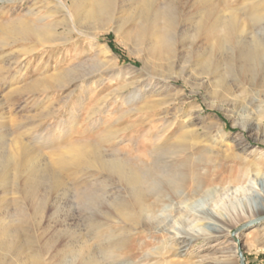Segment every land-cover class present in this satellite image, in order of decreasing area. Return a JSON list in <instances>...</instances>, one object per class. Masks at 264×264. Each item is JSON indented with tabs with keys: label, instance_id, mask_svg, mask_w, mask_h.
<instances>
[{
	"label": "bare ground",
	"instance_id": "bare-ground-1",
	"mask_svg": "<svg viewBox=\"0 0 264 264\" xmlns=\"http://www.w3.org/2000/svg\"><path fill=\"white\" fill-rule=\"evenodd\" d=\"M220 1L186 0V7L183 8L178 0H161L158 4L156 0H0V12L7 11L11 7H24L22 9L24 15L12 19L13 21L9 23H1L0 31L4 34L5 44L18 41L28 44L24 54L30 58L23 59V62L27 60L24 66L27 64L28 66L24 69L19 68L21 78L27 74V70L29 71L28 68L33 64L37 53H46L47 47L59 48L61 43L69 40L72 32L76 31L79 35L90 37V44L94 49L93 70L82 72L71 79H64L57 73L45 75L49 72L50 62H47L43 75L27 87V90L38 98L42 95L47 97L50 89H64L71 84L81 86L82 89L87 87L89 91L96 92L104 84V80L127 73L119 65V59L110 47L99 42L100 35L108 31H114L117 37L139 47V50L146 55L142 58L144 64L153 63L166 77L165 80H156L155 83H163L162 87L168 88L171 86L170 83L179 77L169 75L166 71L173 72L174 67L179 64L182 38L191 32L192 64L203 65L209 74L217 76L218 82L224 81V78L232 79L231 83L220 86L219 93L226 98L223 102L227 106L218 107L222 109L228 107L226 116L234 127H239L243 131L255 129L259 133L264 122V107L261 111L256 110L259 106L254 109L253 106H257L260 98L252 93L257 90L256 87H264V78L259 77L260 74L257 75L254 69L257 65H261L264 71V33L262 36L258 33L254 34L250 41L246 38L241 40L237 38L243 31V23L246 20L261 23V29H264V13L257 10L264 6V0H244L240 7L234 6L239 0H223L224 6ZM187 19L193 22L192 29L186 23ZM61 28L63 31H60ZM163 61H168L171 67L165 68ZM9 72L0 68L1 78L9 79ZM89 76L94 77L86 80ZM204 82H207V79ZM148 85L150 84H139L141 88L137 89L135 99L145 97L147 91L145 92L143 88H147ZM153 90L163 91L155 87L150 92L153 93ZM180 92L181 90L168 98H162L163 100L158 103L167 108L172 102L180 101ZM133 100L130 99V102L132 103ZM85 102L86 99H83L79 105H85ZM103 102L95 104L84 119L85 122L99 121L96 115L103 113V106L107 105V101L105 104ZM142 108L145 109L144 105L134 110L137 113ZM164 112L166 115L171 114L167 109ZM49 115L51 112L47 115L43 114L42 117L46 118ZM74 119L73 111L68 120H61L57 124L49 123L45 132L33 137L35 144H41V148L50 151L55 142L60 140L63 130L69 129ZM157 120L156 117L152 119L143 117L141 120L154 124L153 128L141 134L144 139L152 140L151 143L137 148L145 152L146 159L129 154L122 155L121 152L101 154L96 151L95 146L87 143L76 144L63 158H57L58 165L74 164L88 178L98 174L103 186V193L99 195L101 197L99 217H95L94 214L89 217L93 240L99 245L96 247L103 257L101 260L98 259L96 251H90L89 248L83 256L82 264L116 263L120 257L133 252L134 249L128 248L130 234H137L141 232L140 229L169 234L185 244L197 238L218 239L228 236L232 244L228 247H219L218 250L222 249L223 256H215L209 264H232L231 258L237 260L242 247L244 227H249L248 224L264 214V177H258L260 172H257L255 177L253 176L249 181L245 180L254 164L239 155L236 156V160L234 158V162L241 160L240 163L246 164L247 168L240 167L232 173L233 166L230 167L231 174L227 178H222V182L227 181V185L221 186L224 189L218 188L219 190L213 192L220 194L230 190L232 186L237 187L236 192L246 195L250 191L248 192V188L243 184L251 182L253 195L247 208L241 212L225 213L216 207H204L202 203V209L195 210L193 204L199 201L198 196L203 197L207 194L205 189L208 176L212 174L214 177L217 174V169L210 167L216 162V157L213 160L204 155L203 150L206 145L204 143L211 140L210 134L221 143L230 133L219 118H213L210 123H206L205 131L200 132L195 141L164 145L170 130L175 125L174 122L167 123V120L164 122ZM186 121L188 119L182 123ZM1 132L0 264H46L48 251L39 250L37 256L36 252L24 255V244L19 240V231L25 232L31 220L39 219V225L43 226L45 222L54 219L53 216L47 218L44 215L41 199L49 196L52 207H55L56 194L62 182L58 177L56 166L51 164V161L48 162L42 153L36 151L33 143L20 140L19 135L11 140L10 132ZM110 132L112 130H106L103 137L106 138ZM92 192L91 190L90 193ZM93 198H96L94 193L90 195V199ZM23 202L33 209L32 214L25 211V207L21 204ZM192 218H200L206 224L203 225L202 221L203 226L198 229H187L186 226ZM53 222L55 225L52 227L57 228L58 222L56 220ZM254 225L259 232L254 234L253 242L249 246L262 250L264 221ZM29 234L25 235L26 244L33 245L36 238L34 239L33 234V236ZM41 236L44 238L43 235ZM69 245L66 244L67 247ZM151 256V253H143L140 260ZM189 262L196 264L198 261ZM136 264L145 263L138 261Z\"/></svg>",
	"mask_w": 264,
	"mask_h": 264
},
{
	"label": "rangeland",
	"instance_id": "rangeland-1",
	"mask_svg": "<svg viewBox=\"0 0 264 264\" xmlns=\"http://www.w3.org/2000/svg\"><path fill=\"white\" fill-rule=\"evenodd\" d=\"M158 1L156 0L157 4L161 0ZM178 1L181 2L179 4L183 8L186 7V0ZM243 1L239 0L234 6L240 7ZM220 2L222 6L225 5L223 0ZM23 8L11 7L7 11L0 12V24L9 23L24 15ZM257 10L264 13V6ZM186 23L192 29L193 22L187 19ZM261 28V23H253L246 20L243 23V31L238 34L240 37L238 36L237 39L246 38L250 41L257 33L262 36L264 29ZM60 31H63V28ZM1 33L0 31V68L10 72L9 79H3L0 76V134L2 133L1 131H7L11 134L9 137L11 140L14 136L19 135L20 140L23 139L27 143H33L32 145L36 151L42 153L48 162L51 161L50 163L56 166L58 177L62 182L56 194L55 207H52V201L49 196L41 199L44 215L47 218L53 216V220H56L59 225H57V228L52 227V225H55L52 220L51 222H45L42 226L38 223L39 219L37 221L33 220L34 222L31 220L25 232L19 231V240L24 244V255L36 252L35 255L37 256L40 253L39 250L48 251V258H45L46 264H56L58 262L82 264L83 256L90 248V251H96L98 259L101 260L103 256L99 252V248L96 247L99 245L93 240L94 236L91 234L92 227L89 222L91 215L94 214L95 217H99V206L101 203L99 195L103 193L99 175L96 174L88 178L81 173L76 165L66 164L62 166L58 165L56 160L57 158H63L66 153L73 150V147L79 143L93 145L96 151L101 154L109 155L121 152L122 155L126 154L127 156L129 154L130 156L134 155L136 158L146 159L145 152L139 151L137 148H142L146 144L149 145L151 143L152 140L144 139L141 134L145 133L149 128H153L154 124L142 122L143 117L148 119L156 117L159 122H164L165 120L168 121L167 123L174 122L175 126L171 130L169 129L170 135L168 139L165 143L162 142L164 145L177 144L180 141L185 143L195 141L200 132L205 131L204 126L210 123L213 118H219L230 134L221 143L213 138V134H210L209 138L211 140L204 143V145L206 144L203 150L204 155L208 159L213 160L216 157V162H213V165L210 163V167L217 169V174L214 177L212 174L208 176V183L205 189L207 194L203 197L198 196L199 201L195 202L193 207L195 210H201V204L203 203L204 207H216L219 211L225 213L241 212V210L247 208L253 195L251 182L243 184L248 188V192L250 191L246 195L236 192L235 188L237 187L232 186L226 192L223 191L220 194L214 192L224 189L221 186H225L227 181L222 182V178H227L231 174L230 167L233 166L232 173H235L240 167L247 168L246 164L240 163L241 160L234 162V158L236 160L238 155L241 158L245 157L244 159L254 164L253 169H250L251 171L246 175L245 180L249 181L250 178L257 175V172H260L258 177H264V122L261 124L262 129L259 133L255 129L243 131L241 128L232 125L231 120L226 116V108L228 107L219 108L220 106H227L223 102L226 98L219 93V90H221L220 86L231 83L232 79L224 78V81L218 82L217 76L209 74L203 65L195 66L192 64L193 42L190 37L191 32L182 38L181 51L178 56L180 59L179 64L174 67L173 72L166 71L169 75L172 74V76L179 77L177 80H173L168 88L162 87L163 83H155L156 80L162 81L166 77L158 71L153 63L147 62L146 65L144 64L142 58H145L146 55L139 50V47H135L125 39L117 37L114 31H108L100 35L99 42L105 43L109 47L110 42L114 44L116 49L111 47L110 49L118 57L121 68L127 73L104 80V84L96 92L89 91L87 87L82 89L81 86L71 84L64 89H50V92H47V97L42 95L39 98L33 96V93H30L27 87L43 75L47 62H50L48 66L49 72L45 75L57 73L64 79H71L82 72L93 70L94 49L91 47L90 37L79 35L76 31L72 32L69 35V40L61 43L59 48L47 47L46 53H37L35 55L36 58L34 57L35 59H33V64L28 68L29 71L27 70V74L21 78L20 69L28 66V64L24 66L27 60L23 62V59L30 58L24 54L28 44L22 41L5 44L3 42L4 34ZM204 46L206 48L207 44L205 43ZM162 64L165 65V68L171 67L168 61H163ZM254 69L257 75L260 74L259 77L264 78V71L261 65H257ZM92 77L89 76L86 80H90ZM206 79L207 82H204ZM140 83H149L150 85L146 86L147 88L145 89L143 88L145 92L147 91L145 97L135 99V94L138 93L137 89L141 88L139 87ZM155 87L163 91L157 92L153 90V93H151L150 91ZM256 89L260 91L254 90L252 94L258 95L260 101L257 106L254 105L253 107L256 109L259 106L256 110L261 111L264 107V87L258 86ZM179 90H181L180 101L172 102L167 108H165V105L160 106V103H158L160 100L168 98ZM106 95L107 97H105ZM83 99H86L85 105H79ZM130 99H134L132 103ZM106 101L107 105L103 106V113L96 115L99 119V121H96L98 123H87L84 121L90 110L95 107V104L98 102L105 104ZM143 105L145 109L142 108L136 113L134 109H139ZM165 109L171 112V116L165 114ZM73 111L75 112L73 124H70L68 131L63 130L60 137L61 141L57 140L50 151L41 148V144H35L33 137L43 131L45 132L49 123L57 124L61 120H68ZM49 112H51V115L46 118L42 117L43 114L47 115ZM185 119H188V121L182 123ZM108 129L112 130V132L104 138L103 133ZM12 145L14 144L12 143ZM91 190L93 191L92 194H96V198H93V200L90 199ZM21 204H23L25 207L23 208L27 213H33L31 207L29 208L24 202ZM13 207L15 208V205ZM262 217H264V214L259 218ZM202 221L203 225L206 224L200 218H192L186 228L198 229L201 227ZM261 221H264V218ZM140 231L137 234H130L128 248L134 249L133 252L120 257L114 264H136L138 261H142L145 264H189V261H198L196 264H209L215 256H223L222 249L218 250L219 247H228L232 244L228 236L218 239L212 237L208 239L197 238L189 241V244H185L184 242L181 243V240H175L176 238L169 236V234L142 231L141 229ZM258 232L255 229V225L244 227L241 238V250L245 256L246 264H264V249L258 250L249 246L253 242L254 234ZM27 234H33L34 239L36 238L33 245L26 244L27 237L25 235ZM68 243L70 245L67 247L66 244ZM143 253H151L152 256L148 259L140 260L143 257ZM231 259L232 264H240L239 255L237 260L233 257Z\"/></svg>",
	"mask_w": 264,
	"mask_h": 264
},
{
	"label": "water",
	"instance_id": "water-1",
	"mask_svg": "<svg viewBox=\"0 0 264 264\" xmlns=\"http://www.w3.org/2000/svg\"><path fill=\"white\" fill-rule=\"evenodd\" d=\"M263 218H264V217H262V218H258L257 220H254L252 223L248 224V226H249V225L252 226V225H254V224L260 222ZM239 258H240V264H246V263H245V256H244V254H243V252H242L241 249L239 250Z\"/></svg>",
	"mask_w": 264,
	"mask_h": 264
},
{
	"label": "trees",
	"instance_id": "trees-1",
	"mask_svg": "<svg viewBox=\"0 0 264 264\" xmlns=\"http://www.w3.org/2000/svg\"><path fill=\"white\" fill-rule=\"evenodd\" d=\"M109 45L111 48L116 49V47L114 46V44L112 42H110Z\"/></svg>",
	"mask_w": 264,
	"mask_h": 264
}]
</instances>
